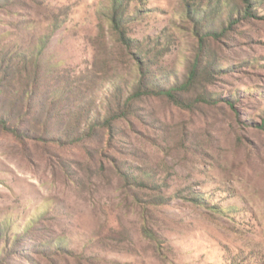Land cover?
I'll return each mask as SVG.
<instances>
[{
    "label": "rangeland",
    "instance_id": "1",
    "mask_svg": "<svg viewBox=\"0 0 264 264\" xmlns=\"http://www.w3.org/2000/svg\"><path fill=\"white\" fill-rule=\"evenodd\" d=\"M112 4L0 0V264H264V0Z\"/></svg>",
    "mask_w": 264,
    "mask_h": 264
},
{
    "label": "trees",
    "instance_id": "2",
    "mask_svg": "<svg viewBox=\"0 0 264 264\" xmlns=\"http://www.w3.org/2000/svg\"><path fill=\"white\" fill-rule=\"evenodd\" d=\"M113 4L111 6V10L109 11V19L111 22L118 28L120 25H122V22L124 20V10H122V7L127 6L130 0H112ZM186 7L187 12L190 14L193 18L201 19L203 22L206 23V20L212 19L215 15V11L217 10L216 7L220 6V3L222 0H205L207 1V4H204V0H183ZM248 5V8L251 7V0H243ZM232 23V21H231ZM122 37L127 40L123 35ZM0 124L3 126L7 125V122L3 119H0ZM8 129V127H7ZM12 132L16 134L18 131L14 128H11Z\"/></svg>",
    "mask_w": 264,
    "mask_h": 264
}]
</instances>
